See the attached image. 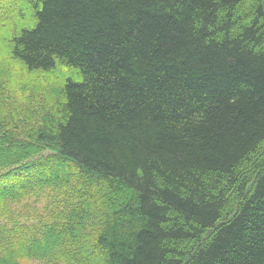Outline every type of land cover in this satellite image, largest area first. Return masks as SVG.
I'll return each mask as SVG.
<instances>
[{
	"label": "trees",
	"instance_id": "1",
	"mask_svg": "<svg viewBox=\"0 0 264 264\" xmlns=\"http://www.w3.org/2000/svg\"><path fill=\"white\" fill-rule=\"evenodd\" d=\"M29 260L264 264V0H0V264Z\"/></svg>",
	"mask_w": 264,
	"mask_h": 264
},
{
	"label": "rangeland",
	"instance_id": "2",
	"mask_svg": "<svg viewBox=\"0 0 264 264\" xmlns=\"http://www.w3.org/2000/svg\"><path fill=\"white\" fill-rule=\"evenodd\" d=\"M39 206V204H37V207ZM25 264H44L41 261H37V260H29V261H25Z\"/></svg>",
	"mask_w": 264,
	"mask_h": 264
}]
</instances>
